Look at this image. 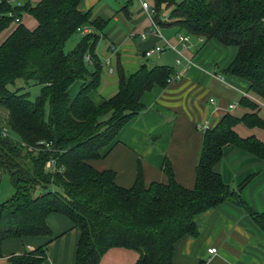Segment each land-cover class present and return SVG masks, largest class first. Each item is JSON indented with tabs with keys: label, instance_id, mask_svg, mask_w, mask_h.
I'll use <instances>...</instances> for the list:
<instances>
[{
	"label": "trees",
	"instance_id": "1",
	"mask_svg": "<svg viewBox=\"0 0 264 264\" xmlns=\"http://www.w3.org/2000/svg\"><path fill=\"white\" fill-rule=\"evenodd\" d=\"M80 3L41 0L13 6L11 0H0V33L17 24V18L21 22L24 12L37 20L33 29L19 22L0 44V106L8 110L9 131L3 136L0 129V168L16 188L13 197L0 204V249L7 238L51 236V213L67 216L81 230L75 264H100L113 247L137 251V264H177L176 243L197 235V217L226 202L245 209L264 231V212L254 211L242 192L215 169L228 143L264 158L263 143L236 133L239 118L234 115L204 132L193 189L175 179L166 160L168 183L146 185L139 174L131 188L119 186L112 169L99 171L92 165L107 156L122 128L145 110L141 96L155 84H168L173 71L166 65H144L127 77L119 64V91L95 104L90 94L100 85V35L87 33L74 50L67 53L65 48L90 22V13ZM155 8L159 26L175 25L179 31L235 48L226 73L247 80L249 89L264 99V0H155ZM165 13L168 19L162 21ZM19 79L25 84L35 81L42 94L32 100L25 85L12 88ZM77 81L82 86L72 100L69 90ZM255 115L244 119L264 125ZM43 142H51L52 149L33 154ZM51 157L64 169L47 170ZM45 259L46 246L13 256L10 264H41Z\"/></svg>",
	"mask_w": 264,
	"mask_h": 264
},
{
	"label": "crops",
	"instance_id": "2",
	"mask_svg": "<svg viewBox=\"0 0 264 264\" xmlns=\"http://www.w3.org/2000/svg\"><path fill=\"white\" fill-rule=\"evenodd\" d=\"M141 1L155 5V0H127L125 5L114 0H81L80 8L90 13V22L84 26L100 35L96 54L102 69L100 85L90 94L92 101L102 104L117 94L119 64L127 77L144 65H166L173 72H180L182 78L164 86L155 84L146 91L140 99L145 110L122 128L107 156L91 163L99 171L112 169L116 172L117 184L131 188L139 174L146 185L168 183L164 170L166 160L172 165L175 179L193 189L204 130L216 126L226 115H234L239 118L234 129L241 138H252L264 144V125L249 123L250 117L244 119L257 113L255 116L264 122V99L249 89L247 80L226 73L236 56L235 48L216 40L202 41L192 34H188L189 41L182 43L179 34L187 33L179 31L175 25H160V31L176 48H166L160 55L145 57L146 50L163 46L165 42L156 33L143 38V33L150 32L151 21ZM30 16L23 14L20 23L33 29L37 20L29 24ZM97 20L98 25L94 23ZM17 24H11L0 33V44ZM77 34L78 38L74 39L73 35L68 41L78 44L85 34L80 31ZM168 52L174 54L172 63L164 57ZM81 86L82 82L77 81L69 90L72 100ZM0 108V121L6 122V111ZM215 169L226 183L238 190L242 188L243 198L254 211L264 212V158L228 143ZM47 222L52 230L50 237L4 240L0 264H10L13 256L45 246L47 259L41 264H75L81 230L60 213H51ZM197 227V235H186L176 243L174 261L177 264H264V231L245 209L230 202L223 203L199 215ZM212 247L218 249L216 255L209 253ZM139 256L133 249L113 247L100 264H137Z\"/></svg>",
	"mask_w": 264,
	"mask_h": 264
},
{
	"label": "built area",
	"instance_id": "3",
	"mask_svg": "<svg viewBox=\"0 0 264 264\" xmlns=\"http://www.w3.org/2000/svg\"><path fill=\"white\" fill-rule=\"evenodd\" d=\"M142 3V8L145 10V12L147 13L150 21H151V29L150 32H145L142 34L143 38H146L147 35L151 34V33H156L158 34L161 38L164 39L165 44L163 46H156L154 48H150L148 50H146L145 52V57L150 58L153 55H160L166 48H173L175 49L176 47L173 45L172 42H170L168 39H166L162 32L160 31V26L158 25V23L155 20V14H156V8L155 5L151 4L148 1H141ZM16 22L19 23L20 22V18L16 19ZM80 32L82 31L84 34L90 33L91 29L88 26H82L78 29ZM179 39L182 43L189 41V35L188 34H179ZM202 41L204 40V38H200ZM86 60L88 62H91V56L90 55H86ZM178 63H180V59L177 60ZM182 78V75L180 72H173L171 74V77L168 79V82H174V81H178ZM212 102H214V99H212ZM207 129H205L204 131H206ZM2 135L3 136H8L9 135V131L7 128L2 129ZM42 146H39V148H35L31 151H33L34 153H38L40 152V150H51L52 149V143L51 142H43ZM36 153V154H37ZM58 159L51 157L50 159L47 160L46 162V169L50 170L52 172H56L58 170H63L64 167L63 166H59V164L57 163ZM209 253H211L212 255H216L218 253V249L215 247H212L209 249Z\"/></svg>",
	"mask_w": 264,
	"mask_h": 264
},
{
	"label": "rangeland",
	"instance_id": "4",
	"mask_svg": "<svg viewBox=\"0 0 264 264\" xmlns=\"http://www.w3.org/2000/svg\"><path fill=\"white\" fill-rule=\"evenodd\" d=\"M28 1H31V3H38L37 0H11V3L13 6H18V3H22V5L26 4ZM117 1L118 3H121L122 5H125L127 0H114ZM169 13V12H168ZM29 13L24 12V15ZM168 14L165 13L161 19L162 21H166L168 18ZM29 18V24L32 23V20H36L34 19V17L31 15ZM82 32V31H81ZM83 33V32H82ZM80 34V33H78ZM78 34L76 33L73 38L76 39L78 38ZM84 34V33H83ZM78 44L75 42H72L71 40L67 42V45L65 46L66 48V52L69 53L72 50H74L76 48ZM174 54L172 52H168L164 57L166 59V61H168L169 63H172V58H173ZM155 58V56L153 57ZM19 86V85H25L26 89L29 90L30 92V99L35 100L37 99L41 94H42V88L40 85H38L35 81L30 80L28 82V84H25V82L21 79L16 81V85H12V88H15V86ZM3 107V106H2ZM4 108V107H3ZM47 110H49V103H47L46 106ZM4 110L6 111V116L8 117V110L4 108ZM1 111V108H0ZM7 117H6V121H7ZM4 128H8L7 127V122H3L2 120L0 121V129H4ZM56 189V188H55ZM41 190L38 189L36 191V193L38 194ZM16 192V188H15V184L12 182L11 177L9 176V174L6 172L5 169H1L0 170V204L4 203L5 201L9 200L10 198L13 197V195ZM42 237H50V236H42Z\"/></svg>",
	"mask_w": 264,
	"mask_h": 264
},
{
	"label": "water",
	"instance_id": "5",
	"mask_svg": "<svg viewBox=\"0 0 264 264\" xmlns=\"http://www.w3.org/2000/svg\"><path fill=\"white\" fill-rule=\"evenodd\" d=\"M239 191L241 192L242 191V188H240Z\"/></svg>",
	"mask_w": 264,
	"mask_h": 264
}]
</instances>
